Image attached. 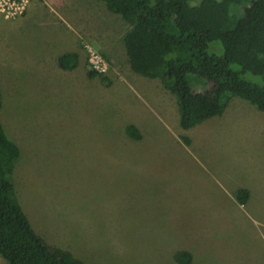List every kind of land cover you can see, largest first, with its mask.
Wrapping results in <instances>:
<instances>
[{
	"label": "rangeland",
	"instance_id": "obj_1",
	"mask_svg": "<svg viewBox=\"0 0 264 264\" xmlns=\"http://www.w3.org/2000/svg\"><path fill=\"white\" fill-rule=\"evenodd\" d=\"M83 4L65 0V25L48 11L45 26L36 24L47 52L27 56L50 61L0 69V123L20 150L15 195L35 233L87 264H178L179 251L191 264H264V114L234 98L222 116L183 131L173 94L131 70L122 40L113 63L83 45L107 61L109 85L88 77L84 47L75 67L63 69L71 29L82 22L100 33L130 30L119 16L109 12L116 22H105ZM2 24L0 42L9 27ZM209 52L222 55L221 44ZM126 124L136 126L140 141L125 137ZM242 183L255 188L254 207L230 190Z\"/></svg>",
	"mask_w": 264,
	"mask_h": 264
},
{
	"label": "trees",
	"instance_id": "obj_2",
	"mask_svg": "<svg viewBox=\"0 0 264 264\" xmlns=\"http://www.w3.org/2000/svg\"><path fill=\"white\" fill-rule=\"evenodd\" d=\"M100 1L129 23L123 38L129 66L142 77L159 80L173 94L180 129L221 116L234 98L264 114V0ZM213 42L221 44L222 55L209 52ZM74 57L63 55L62 68L75 67ZM88 77L110 84L104 74L88 71ZM124 135L141 140L133 124L124 126ZM181 141L190 145L187 136ZM19 155L0 123L1 258L5 264H87L48 245L31 227L12 180ZM236 197L244 205L249 194L239 190ZM174 257L178 264L192 262L184 251Z\"/></svg>",
	"mask_w": 264,
	"mask_h": 264
},
{
	"label": "crops",
	"instance_id": "obj_3",
	"mask_svg": "<svg viewBox=\"0 0 264 264\" xmlns=\"http://www.w3.org/2000/svg\"><path fill=\"white\" fill-rule=\"evenodd\" d=\"M77 1H83V3H87L86 6H84V4L83 6L92 7L94 9V13L98 17L102 18V20H104L105 22L106 21L109 23L116 22L115 19L111 17V15H109L110 13L106 7L97 5L96 3L91 4V0H77ZM64 7H65V0H33L22 17L17 18L14 21H4V22H8V24H2L1 26L3 28L7 26L9 27L4 28L8 32L4 33V39L2 42H0V69L5 70L6 72L23 70V69L34 70L35 66L38 65L39 63L41 62L43 63L44 61L47 60L50 61V59L44 58V56L34 55L33 58H30L27 56V54L31 52L30 49L36 50L41 54H45L47 52L46 46L48 47V45L46 44V40L41 38V35L39 33L37 35L35 31V26L36 24H39L40 26L44 24L46 19L44 18V16H42V14L43 15L46 14V11L53 14V16L59 21L60 24L65 25L64 21H67V18H64L62 16L63 14L59 13V10H63ZM74 8L65 9V10L66 12H68V14L72 15L75 13V12L73 13V11H75ZM68 20L72 21L74 20V18L69 17ZM75 20L80 21V18L77 17L75 18ZM71 30L74 31L75 33L74 34L75 39L73 40L72 43L73 46L67 50V53L73 54L75 56L74 57L75 62H77L78 60L77 58L79 55L80 56L85 55V52L83 50L84 47L83 45L87 43L95 47V49H97L104 57H106L112 63L115 62V60L119 59V58L117 59V55L123 51L122 48L124 45L121 48L122 51L118 50L117 46L121 44V40L123 43V38L126 35V33L129 31L127 28V30L120 32V29L117 28V29H113L112 31L114 35L111 34L110 31L104 32L102 30V33H100V31L97 30V26H91L88 22H82V25L79 27V31L75 29H71ZM14 40L18 42L16 43L17 49H15L16 46L14 44L15 42ZM10 41H12L13 44ZM118 41L120 42V44H118ZM20 43L23 51L20 50V46H19ZM36 45H40V47L35 48ZM31 60L38 62L34 64L31 62ZM188 131L191 132V129L187 130V132ZM244 132H246V130ZM241 140H243L242 136L238 138V142ZM190 146H191V141L189 147ZM258 154L261 157V163L259 164L261 166H264V157L262 156L260 150ZM230 190H238V191L246 190L249 194L248 200L246 202V206L254 207V203L257 200L255 197V188L253 187L252 184L242 183L241 186H239L238 188L237 187L231 188ZM238 191H235L233 193L234 196L236 195V193H238Z\"/></svg>",
	"mask_w": 264,
	"mask_h": 264
},
{
	"label": "built area",
	"instance_id": "obj_4",
	"mask_svg": "<svg viewBox=\"0 0 264 264\" xmlns=\"http://www.w3.org/2000/svg\"><path fill=\"white\" fill-rule=\"evenodd\" d=\"M33 0H0V19L4 21L15 20L24 15ZM88 55L89 70L97 74H105L108 63L90 45L84 46Z\"/></svg>",
	"mask_w": 264,
	"mask_h": 264
}]
</instances>
